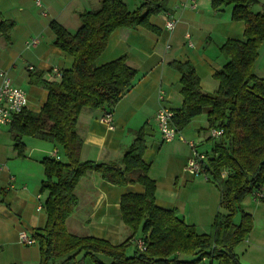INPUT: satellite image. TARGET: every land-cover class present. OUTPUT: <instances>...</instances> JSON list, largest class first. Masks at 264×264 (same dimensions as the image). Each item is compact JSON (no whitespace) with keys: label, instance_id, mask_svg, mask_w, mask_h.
<instances>
[{"label":"trees","instance_id":"1","mask_svg":"<svg viewBox=\"0 0 264 264\" xmlns=\"http://www.w3.org/2000/svg\"><path fill=\"white\" fill-rule=\"evenodd\" d=\"M256 3L258 0H211L214 9L231 5V18L244 22L241 39H227L220 45L225 62L212 75L218 84L214 92L202 90L190 62L171 64L180 74L182 95L171 124L179 132L192 118L205 114L206 129L222 130L218 137L210 135L209 150L200 151L206 155L203 172L219 191L220 209L207 233L185 222L176 209L155 204V182L142 158L146 147L142 130L120 164L80 158L83 141L76 122L81 109L111 112L137 80V71L125 55L100 65L95 60L116 29L142 26L157 31L149 18L165 12V0H143L134 10L122 0H100L97 9L79 13L80 26L74 31L55 20L49 22L54 44L72 57V65L61 71L60 80L37 81L39 76L34 75L32 81L47 90L45 102L38 111L23 109L9 123L19 154H23L24 136L48 141L61 150L58 160L51 156L41 159L44 178L40 192L46 194V221L34 231L38 264H81L85 257L95 264H199L203 259L240 264L234 248L250 232L252 218L241 211L236 223L235 215L248 195L264 202V76L255 72L258 50L264 42V5L254 11ZM11 25L7 21L0 24L6 36ZM92 171L115 185L137 183L143 187L142 192H126L120 197V218L131 235L119 244L75 235L66 228L65 221L77 205L75 186ZM137 233L145 249L139 250L135 244L133 252L127 254L130 239Z\"/></svg>","mask_w":264,"mask_h":264},{"label":"crops","instance_id":"2","mask_svg":"<svg viewBox=\"0 0 264 264\" xmlns=\"http://www.w3.org/2000/svg\"><path fill=\"white\" fill-rule=\"evenodd\" d=\"M36 1L0 0V24L12 23L8 36L0 29V68L26 93V109L32 111H38L47 98V90L33 82V76H39L35 78L37 81H56L52 69H68L73 61L54 44L49 22L55 20L74 31L80 26L79 13L95 10L100 4V0H39L40 5ZM122 1L129 10H134L143 0ZM195 1L197 6L192 9L182 6L188 0H165V12L149 18L157 31L138 26L119 28L110 34L95 64L125 55L127 63L137 71V80L112 108V129L100 122L104 110L83 107L77 117L76 131L83 141L82 160L120 164L124 152L142 130L146 146L142 158L148 164L149 178L155 182V204L176 209L185 222L207 233L220 209L218 188L211 178L193 176L184 170L192 154L189 142H193L196 150L210 149L211 129H206V115L192 118L179 131L183 139L165 141L155 114L161 105L176 110L182 103L180 74L171 65L175 61L193 65L203 91L217 89L212 75L225 62L220 45L227 39H241L244 22L231 18V5L214 9L211 0ZM165 13L175 21L173 30L165 27ZM186 34L192 46L188 45ZM35 37L39 43L27 47L26 41ZM30 66L33 68L29 69ZM255 72L264 76V42L258 50ZM27 137L22 138L21 155L13 145L9 124L0 126V264H38L40 259L36 242L23 244L18 234L25 231L34 238V231L44 226L46 194L40 192L44 178L41 159L51 156L54 150L60 157L61 150L36 138L25 142ZM142 191L143 187L137 183L119 186L105 181L96 171L88 173L75 186L77 205L65 221L67 230L79 236L103 238L112 244L123 242L131 231L120 218V197L126 192ZM241 211L251 216L252 228L234 248L238 262L264 264V202L253 195L246 196L235 215L236 223L240 221ZM133 238L130 245L136 244L138 238Z\"/></svg>","mask_w":264,"mask_h":264},{"label":"built area","instance_id":"3","mask_svg":"<svg viewBox=\"0 0 264 264\" xmlns=\"http://www.w3.org/2000/svg\"><path fill=\"white\" fill-rule=\"evenodd\" d=\"M36 3L40 5V1L37 0ZM182 6L189 8H196L197 4L195 0H188V2L182 3ZM165 16V27L168 30H173L175 26V21L173 18H169V14H164ZM187 43L189 46H192V42L188 39L189 35L186 34ZM39 43V39L37 37L32 38L26 41L27 47L36 46ZM33 67L30 66L29 69ZM54 80H60L62 76L61 70L58 68L52 69ZM160 98H163L162 94H159ZM27 106V95L26 93L19 87H16L9 78L7 71L5 69L0 68V126L7 125L11 122L12 117L15 114L20 113ZM174 111L167 108L164 105L159 106L155 114V120L158 127V130L165 141H171L176 137L183 139L176 128L171 124V117L173 116ZM100 122L105 124L109 129L113 128V117L112 112H105L100 117ZM222 134L221 129L213 128L210 130V135L213 137H218ZM189 145L192 148V154L188 158L184 170L193 175L200 176L202 175L205 179H207V174L203 172L204 162L206 160V155L203 152L196 150L193 147V142H189ZM51 157L55 159H59V155L57 151L54 150L51 154ZM261 194H257L260 196ZM18 239L21 243L31 245L35 243V239L33 237H29L25 231H20L18 234ZM136 245L139 250H144V242L142 239H137Z\"/></svg>","mask_w":264,"mask_h":264},{"label":"rangeland","instance_id":"4","mask_svg":"<svg viewBox=\"0 0 264 264\" xmlns=\"http://www.w3.org/2000/svg\"><path fill=\"white\" fill-rule=\"evenodd\" d=\"M258 1H259V3L253 6V10H254V11L258 10V8L260 7V5L264 4V0H258ZM257 5H258V7H257ZM260 9H261V7H260ZM260 9H259V10H260ZM183 137H185L184 134H183ZM185 138H186V137H185ZM28 140H35V139L28 138V137L24 139L25 142L28 141ZM186 140H187V138H186ZM198 230H199V231H202L201 228H199ZM208 232H209V231H208ZM138 234H139V233L136 234V235H137L136 237L134 236V238H133L134 240H136V239L139 237ZM134 244H135V243H134ZM134 244H133V245H129V247H128V249H127V254L132 253L133 249L135 248V247H134ZM187 258H188V259H193L194 257H187ZM202 263H203V261H201L199 264H202ZM81 264H95V263H93L89 257H85V258L82 260V263H81ZM106 264H107V263H106ZM203 264H217V262L214 261V262L210 263V261H209L208 259H205V262H204Z\"/></svg>","mask_w":264,"mask_h":264}]
</instances>
